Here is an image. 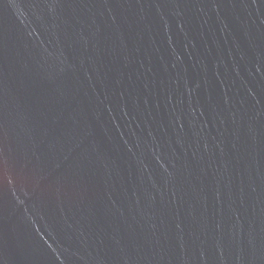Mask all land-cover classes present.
<instances>
[{
    "label": "water",
    "instance_id": "95a60500",
    "mask_svg": "<svg viewBox=\"0 0 264 264\" xmlns=\"http://www.w3.org/2000/svg\"><path fill=\"white\" fill-rule=\"evenodd\" d=\"M0 264H264V0H0Z\"/></svg>",
    "mask_w": 264,
    "mask_h": 264
}]
</instances>
